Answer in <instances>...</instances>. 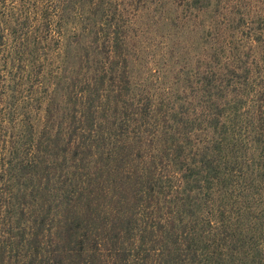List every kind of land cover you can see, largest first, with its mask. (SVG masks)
<instances>
[{"label":"trees","instance_id":"16d2710c","mask_svg":"<svg viewBox=\"0 0 264 264\" xmlns=\"http://www.w3.org/2000/svg\"><path fill=\"white\" fill-rule=\"evenodd\" d=\"M55 2L48 0L52 6L46 9L52 21L61 11ZM21 14L18 0H0V50L17 36L10 24ZM112 33L102 73L73 77L69 110L56 119L54 104L48 107L37 136L32 127L17 136L6 134L9 126L0 107V143L8 150L0 174V228L6 235L0 241V264H228L230 250L244 253L253 246L237 236V225L233 232L219 231L203 215L205 198L194 196L214 183L208 147L200 157L197 150L191 155L186 145L192 131L183 133L187 142L181 143L172 135L179 133L180 119L171 109L132 90L123 38L119 29ZM263 37L261 15L258 35L250 39ZM231 70L227 92L234 97L218 114L225 113L231 124V132L224 131L231 138L213 144L238 146L240 191L252 201L264 198V187L253 188L264 175V75L255 84L258 74L247 60ZM251 96L255 110L248 117L241 108ZM216 121L222 123L219 117ZM255 128L263 132L254 139L257 147H251L248 137ZM255 219L263 247L258 243L253 264H264V208Z\"/></svg>","mask_w":264,"mask_h":264},{"label":"rangeland","instance_id":"374dc122","mask_svg":"<svg viewBox=\"0 0 264 264\" xmlns=\"http://www.w3.org/2000/svg\"><path fill=\"white\" fill-rule=\"evenodd\" d=\"M57 1L61 11L52 21L46 10L52 6L48 0H18L22 14L10 24V31L18 30V34L0 50V107L9 126L6 134L17 136L32 127L37 136L46 122L48 107L54 104L56 119L68 111L69 83L73 77L102 73L108 64L112 32L119 29L132 90L149 94L154 102L171 109V115L180 119L179 133L172 135L181 143L187 142L183 133L192 131L186 145L191 147V155L197 150L196 157H200L208 147L205 153L210 158L206 159L213 165L208 175L214 183L211 190H195L194 196L205 198L203 215L211 217L219 231L233 232L237 225V236L242 234L253 246L244 253L240 248L230 250L228 264H253L255 252L260 250L256 249L258 243L263 247L255 215L264 208V198L251 201L242 195L239 179L243 160L236 152L238 146L235 150L232 141L213 142L231 138L224 134L225 128L231 132V124L225 113L218 114L229 108V98L234 97L227 92L232 67L247 60L258 74L255 84L264 75L256 68L264 67V37L254 43L250 39L258 35L264 0ZM253 103L251 96L241 108L248 117L255 110ZM210 114L215 116L208 118ZM218 117L222 123L216 121ZM261 132V128L251 132V147H257L254 139ZM5 147L0 143V174L6 168ZM249 153L246 160L252 151ZM257 182L253 188L264 187V175ZM250 202L258 203V208ZM221 210L225 211L223 216ZM227 236L232 247L234 243ZM4 237L0 228V241Z\"/></svg>","mask_w":264,"mask_h":264}]
</instances>
